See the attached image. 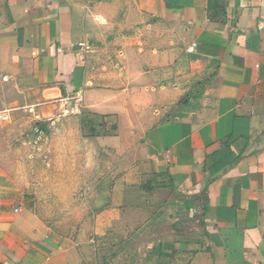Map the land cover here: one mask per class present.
I'll list each match as a JSON object with an SVG mask.
<instances>
[{"label":"crops","instance_id":"0c3cea01","mask_svg":"<svg viewBox=\"0 0 264 264\" xmlns=\"http://www.w3.org/2000/svg\"><path fill=\"white\" fill-rule=\"evenodd\" d=\"M2 109L51 141L0 143V264H86L147 170L200 214L149 261L264 264V0H0Z\"/></svg>","mask_w":264,"mask_h":264},{"label":"rangeland","instance_id":"374dc122","mask_svg":"<svg viewBox=\"0 0 264 264\" xmlns=\"http://www.w3.org/2000/svg\"><path fill=\"white\" fill-rule=\"evenodd\" d=\"M46 128L23 112L15 116L14 120L0 123V143L4 145L5 157L11 153V149L8 150L11 143L19 144L16 157L19 155L20 159L23 155L33 156L34 152L35 155L41 152L40 149L33 150L20 144L50 142V129L47 128V133ZM23 168L27 171V167ZM128 189L133 195L128 205L137 211L129 213L128 207L121 211L116 206L118 213L111 215L115 219L111 222V228L107 223L101 225L98 245H95L86 264H179L173 254L165 256L158 253V258L154 261H149V258L155 254V248L167 239L183 241L198 234L199 212L188 209L185 199L155 170L138 172L128 181ZM125 200L127 201H117L122 205ZM66 216L69 222L75 223L74 214H43V217L56 221L65 219Z\"/></svg>","mask_w":264,"mask_h":264},{"label":"built area","instance_id":"2783aa9c","mask_svg":"<svg viewBox=\"0 0 264 264\" xmlns=\"http://www.w3.org/2000/svg\"><path fill=\"white\" fill-rule=\"evenodd\" d=\"M193 49L192 47H189V50ZM28 111L32 112V108L28 107ZM73 110L71 108L65 109V112H72ZM10 112L8 109H2L0 110V122H5L9 120Z\"/></svg>","mask_w":264,"mask_h":264}]
</instances>
